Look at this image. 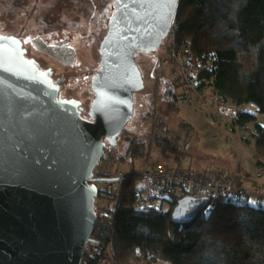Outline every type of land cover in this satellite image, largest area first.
<instances>
[{
	"label": "water",
	"instance_id": "1",
	"mask_svg": "<svg viewBox=\"0 0 264 264\" xmlns=\"http://www.w3.org/2000/svg\"><path fill=\"white\" fill-rule=\"evenodd\" d=\"M113 6L87 118L80 100L59 94L64 77L52 81L50 69L25 57L20 38L0 33V264H81L97 220L94 168L106 146H116L132 116L133 93L144 88L137 53L157 50L178 0ZM209 202L184 195L171 221L190 223L209 213Z\"/></svg>",
	"mask_w": 264,
	"mask_h": 264
},
{
	"label": "trees",
	"instance_id": "2",
	"mask_svg": "<svg viewBox=\"0 0 264 264\" xmlns=\"http://www.w3.org/2000/svg\"><path fill=\"white\" fill-rule=\"evenodd\" d=\"M176 19L177 39H190L193 52L204 64L199 77L206 82L197 87L198 93L208 86L215 98L238 106L230 117L231 127L248 132L261 166L264 126L256 123L254 114L242 111L241 105L253 103L264 113V0H178ZM158 81L168 106L178 108L177 87L165 76ZM249 123H254L253 128H248ZM158 127L162 126L156 125V131ZM148 143L164 152L178 151L170 138L156 132ZM106 149L109 152L101 159L120 160L126 155L148 159L150 155L146 143L131 136L125 137L119 155L116 146ZM142 183L141 171L132 165L119 188V204L104 188L95 199L97 220L92 235L112 243L121 263L163 259L170 264H264V207L257 202L220 199L209 213L201 211L192 222L178 225L171 221V212L183 193H171L159 208L143 211L137 200ZM98 200L104 202L101 212ZM81 264L94 263L84 257Z\"/></svg>",
	"mask_w": 264,
	"mask_h": 264
},
{
	"label": "rangeland",
	"instance_id": "3",
	"mask_svg": "<svg viewBox=\"0 0 264 264\" xmlns=\"http://www.w3.org/2000/svg\"><path fill=\"white\" fill-rule=\"evenodd\" d=\"M113 10V0H0V33L17 36L23 42L27 57L35 58L42 67L52 68L54 77L63 75L61 95L81 100L86 112L93 98L90 79L99 66L98 47ZM135 62L142 72L144 88L133 93L132 116L117 137L116 153H121L125 137L131 136L146 143L149 158L133 159L131 156L133 161L130 162H126L125 157L100 159L94 173L110 176L120 169L126 172L132 165L141 171L155 161L176 164L180 158V162L185 159L184 164L194 170H225L236 181H242L247 190L251 183L255 184L258 191L251 189L246 192L247 197L236 202L254 205L257 202L264 207V173H258L253 141L245 129L232 128L230 117L218 111L210 87L202 88L191 105L178 99V108L174 109L163 98L162 83L158 81L165 76L174 84L172 66L161 64L158 50L139 52ZM241 109L254 114L256 123L264 126V113L253 103H246ZM156 125L162 126L157 128L159 131ZM253 126L254 123L248 124L249 129ZM155 132L170 138L178 151L164 152L149 146ZM261 166L264 168L263 162ZM98 186L102 188L103 183L99 182ZM103 203L97 201L98 212ZM137 264L170 263L158 259L141 260Z\"/></svg>",
	"mask_w": 264,
	"mask_h": 264
},
{
	"label": "built area",
	"instance_id": "4",
	"mask_svg": "<svg viewBox=\"0 0 264 264\" xmlns=\"http://www.w3.org/2000/svg\"><path fill=\"white\" fill-rule=\"evenodd\" d=\"M179 22L176 14L171 22L167 35L160 42L157 50L161 64H170L172 66L173 85L179 89L180 98L187 105H191L194 97L198 94L197 87L201 82H206L204 78L199 77L203 68L200 58L192 50L190 39L178 40L177 31ZM214 103L218 111L228 117H233L238 106L232 103L222 102L215 98ZM109 151H105L107 154ZM168 156V154H167ZM171 156V155H170ZM132 160L130 155L125 156V161ZM258 173L263 174V166L258 167ZM106 180L95 178H114ZM126 172L120 169L116 174L110 176L93 174L92 182L97 185L103 183L104 189L114 194L116 205L119 204L121 195L119 188L124 182ZM142 187L137 193L138 208L145 211L159 208L165 198L171 193H183L194 197L205 196L210 198L208 209L217 203L220 199H239L246 197V189L238 183L232 176L222 171H200L187 168L178 164L145 165L141 168ZM83 252V258L92 261L94 264H123L116 258L115 249L112 243L102 242L89 235ZM93 239V240H90ZM98 242H96V241ZM127 264H137L133 259H129Z\"/></svg>",
	"mask_w": 264,
	"mask_h": 264
},
{
	"label": "flooded vegetation",
	"instance_id": "5",
	"mask_svg": "<svg viewBox=\"0 0 264 264\" xmlns=\"http://www.w3.org/2000/svg\"><path fill=\"white\" fill-rule=\"evenodd\" d=\"M140 52H142V51H140ZM139 53V52H138ZM137 53V54H138ZM25 57L26 58H28V59H34L35 61H37L38 62V67L40 68V69H42V70H44V69H50L51 70V78H52V81H55V80H57V79H60L61 77H64L63 75H61L60 77H54L53 76V70H52V68H50V67H42L41 66V64H40V62L38 61V60H36L35 58H33V57H27V52L25 53ZM62 81H64V79L62 80ZM62 81L59 83V94L61 95V86H62ZM61 97L62 98H67V99H69L68 97H64V96H62L61 95ZM78 100V99H77ZM81 101V100H80ZM82 102V101H81ZM83 106V105H82ZM87 111L88 110H86V112L84 111V107H83V110L81 111V116L83 117V118H87ZM84 113H85V115H84Z\"/></svg>",
	"mask_w": 264,
	"mask_h": 264
},
{
	"label": "crops",
	"instance_id": "6",
	"mask_svg": "<svg viewBox=\"0 0 264 264\" xmlns=\"http://www.w3.org/2000/svg\"><path fill=\"white\" fill-rule=\"evenodd\" d=\"M241 107H242V105H241ZM185 160V159H184ZM184 160H181V162L179 163L181 166H186L187 168L188 167H190V166H188V165H186V164H184V162H186V160L184 161ZM168 162H170V161H168ZM262 162L264 163V160H262ZM175 164V163H174ZM211 170H213V171H222V172H225V170H222V169H219V168H213V169H211ZM239 180V179H238ZM237 180V181H238ZM238 182H240L242 185H243V182L242 181H238ZM251 185V188L249 189V190H251V189H254V191H258V189H257V186L255 185V184H250ZM244 186V185H243ZM245 187V189L247 190L248 188L246 187V186H244ZM249 190H247V191H249Z\"/></svg>",
	"mask_w": 264,
	"mask_h": 264
}]
</instances>
